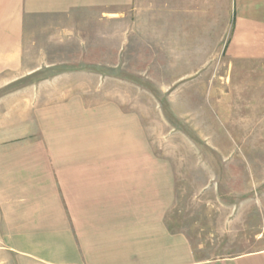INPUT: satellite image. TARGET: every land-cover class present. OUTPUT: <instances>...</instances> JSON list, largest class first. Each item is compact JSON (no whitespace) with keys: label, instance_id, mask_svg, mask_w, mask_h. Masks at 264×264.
<instances>
[{"label":"crops","instance_id":"obj_1","mask_svg":"<svg viewBox=\"0 0 264 264\" xmlns=\"http://www.w3.org/2000/svg\"><path fill=\"white\" fill-rule=\"evenodd\" d=\"M26 18H128V37L161 39L170 64L189 65L175 69L264 62V0H0V76L23 71ZM71 108L63 132L0 144V264H264V250L198 260L167 223L174 178L135 116Z\"/></svg>","mask_w":264,"mask_h":264},{"label":"rangeland","instance_id":"obj_2","mask_svg":"<svg viewBox=\"0 0 264 264\" xmlns=\"http://www.w3.org/2000/svg\"><path fill=\"white\" fill-rule=\"evenodd\" d=\"M129 30L128 18H26L23 71L0 76V144L63 132L71 107L130 113L168 163L167 223L196 258L264 250V62L224 54L203 70L175 69L184 65L170 64L173 48Z\"/></svg>","mask_w":264,"mask_h":264}]
</instances>
